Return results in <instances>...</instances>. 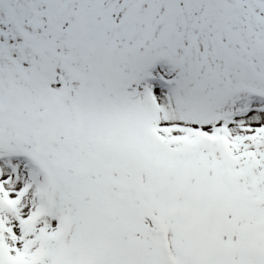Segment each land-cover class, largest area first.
<instances>
[{
  "label": "snow or ice",
  "instance_id": "obj_1",
  "mask_svg": "<svg viewBox=\"0 0 264 264\" xmlns=\"http://www.w3.org/2000/svg\"><path fill=\"white\" fill-rule=\"evenodd\" d=\"M0 264H264V0H0Z\"/></svg>",
  "mask_w": 264,
  "mask_h": 264
}]
</instances>
